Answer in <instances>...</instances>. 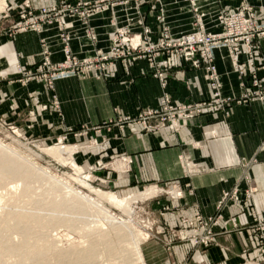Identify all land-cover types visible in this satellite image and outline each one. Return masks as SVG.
Returning a JSON list of instances; mask_svg holds the SVG:
<instances>
[{
  "label": "crops",
  "instance_id": "1",
  "mask_svg": "<svg viewBox=\"0 0 264 264\" xmlns=\"http://www.w3.org/2000/svg\"><path fill=\"white\" fill-rule=\"evenodd\" d=\"M59 1L11 0L10 6L14 12L16 7L23 9L25 4L38 9ZM78 1L70 0L72 3ZM114 1L116 3L111 9L94 14L88 23L78 17L65 16L43 25L38 32L28 30L9 35L0 29V73L16 80L17 65L30 68L43 63L44 47L50 51L49 59L53 63L63 61L65 42L62 35L68 37L75 55L86 57L99 49H110L112 37L120 28H127L138 36L143 34L145 27H149L154 40L164 27L175 37L199 30V24L208 32H219L222 30L219 14L244 3L256 9L258 22L264 26V0ZM254 47L253 53L245 52L241 56L242 66L247 72L244 77L236 70L227 47L214 50L224 96L232 99L242 97L243 81L251 83L250 69L255 68L257 76L264 78V36L257 37ZM57 90L62 102V115L54 111L50 114L44 112V118L50 125L43 128L45 132H62L65 127L83 125L93 127L117 117H134L141 109L158 108L164 92L171 96L174 104L206 101L212 96L206 72L195 70L178 58L172 60L164 89L148 61L138 59L116 62L103 78L85 76L58 81ZM41 91L43 99L51 96L43 82L26 86L5 83L0 86V100L7 95L20 97L22 109L25 105L23 98L28 93ZM102 132L109 141L105 154L115 153L132 159L128 172L113 175L119 177L120 186L152 184L173 191L181 189L177 191L181 197L167 196L165 202L171 205V210L157 225L162 240L170 238L180 242L174 245V249L181 264L189 262L191 246L188 237L194 230L191 225L186 228L182 220H196L197 213L204 219L213 216L223 193L234 186H238L240 198L229 202L223 219L214 227L215 242L202 255L197 253L194 257L199 264H230L248 257H264L258 224L254 219L256 212L264 221V149H261L264 142V100H246L232 104L226 112L195 117L183 122L179 131L167 127L151 134L145 133L139 125L110 124ZM185 158L195 164L196 170L181 166V160ZM246 191H249L250 198H246ZM166 227H180L177 230L185 238L172 237ZM147 241L153 245L155 235ZM145 248L149 264L164 263L150 253L149 245Z\"/></svg>",
  "mask_w": 264,
  "mask_h": 264
},
{
  "label": "rangeland",
  "instance_id": "2",
  "mask_svg": "<svg viewBox=\"0 0 264 264\" xmlns=\"http://www.w3.org/2000/svg\"><path fill=\"white\" fill-rule=\"evenodd\" d=\"M10 2L11 0H7L6 7L0 10V29L4 33L15 35L21 33V31L11 33V31L22 26V20L21 18H19L21 14L20 11L22 9L18 10V8L16 7L13 12L10 6ZM53 5L43 7L50 8ZM46 48L47 47H44L43 49V61H45L46 59L44 55ZM49 54L50 51L47 55L48 59ZM49 61L53 65L58 64L53 63L50 59ZM58 67L59 66H57V68ZM25 71L26 73L22 74V72L19 71V67H16V80H12L8 76L2 75L0 73V86L5 83H15L19 86H26L31 83L43 82L46 84V90L51 92V96L48 95V97H45V99H43V91L35 94L28 93L26 97L23 98L25 105L22 109L20 108V102L22 100L20 97L17 98L13 96V98L12 96L8 95L1 97L0 142L2 144V147L13 149L15 152V156H19L17 160L19 159L20 161L37 164L33 165L35 166V168L32 166L27 168L26 165L22 166L24 168L26 167L29 171L21 172L18 174V176H16V178H21L23 176L24 179L25 176H28V180H25L26 182L22 180L26 183V185L23 184L22 181H16L15 179H10L4 185L0 184V196L2 194H6L8 189L12 190L16 186L18 187V190L20 188L19 191L21 192H19L18 196H15V200H8V198H5L2 204L0 203V217L5 216V218L2 219L4 221V219L10 216L8 212L11 210L15 211L19 208L17 206L19 205L26 208L25 210H28L27 212H30L29 214H35V216L38 214L36 217H38L39 220H42V222L37 218L35 219L34 216V219L31 218V220L29 221L25 220L26 224L24 222L21 229H12L11 231L6 230L5 232L6 228L4 229V225L2 224L5 222L0 219V221H2L0 222V239H7V237L8 239L13 238L15 242H21V247L26 240L30 239L32 241L31 244H34V242L36 243L37 240H41L40 250L42 254L44 253L42 256L43 259L41 258L42 264H149L145 248L147 245H149L150 253L153 254L155 258L161 259L164 262L163 264H181V262L177 258V252L174 249V245H176L177 243L180 244V242L172 241L170 238L167 240H162V238H160L162 233L160 234L157 232V225L159 224L158 221H160L164 217V215L171 210V205L169 203H166L165 199L167 198V196L175 198H177L178 196L181 197V193L177 192L181 189L176 188L173 191L170 188L152 184H146L141 187H124L118 184L119 177L113 175L124 174L128 172V168L131 165L132 159L129 156H117L115 155V153H112L111 155L105 154V148L107 147L109 141L107 137L103 136L102 131L104 127H109L110 124H118L117 121H119V117H117L116 120L109 121L108 123H103L100 125H95L93 127H88L85 125L77 128L65 127L62 132L61 130L48 132H45L43 130V128L50 126L48 119L44 118V112H46V114H50L51 111H54L57 115H62V102L58 94V90L56 92V82L70 78H82L85 76L103 78L107 72L101 73V70L95 71L81 69L76 71L71 70L68 74H64L65 76H60L61 74H59V72H57L54 67L45 66L43 65V63L34 67L25 68ZM56 76L57 79H53V77ZM158 80L160 81L161 86L164 89L166 85L164 86L159 78ZM165 93L167 92H164L162 97ZM57 100L59 101V107H57L56 105ZM7 102H9V105L6 106ZM149 109L156 108L141 109L139 113L134 117H138L141 112L147 111ZM124 117L132 116H122L120 118ZM132 125H139L145 133L155 134L167 127L173 129L174 131H179L183 126V123L181 122L178 125L177 129H175L170 124V122H166L164 126L151 131L147 128H144L143 124L140 123H134ZM43 133H45V135H43ZM52 146L62 148L70 147L73 150V152L71 153V159H73V162L76 164V166H73V164L69 162L58 160L45 151L46 148ZM186 161L184 162L181 160V166H183L185 169L190 168L189 170L191 171L196 170V166L192 161L190 167L187 166ZM40 168H46L49 171V176L52 175L53 177H44V179H46H42V176L40 174L42 172ZM76 169L78 171H76ZM25 173L26 175H24ZM111 173L113 174L111 175ZM30 175L33 176L32 179L31 177H29ZM50 178L52 180L54 178L53 181H55V183H57V180H59V183L61 185L63 183L64 185L60 187L56 186V188L50 190L49 185L50 183H52ZM27 182L30 183L27 184ZM83 182H85L87 185L85 183L83 184ZM29 184L31 188L29 187ZM23 185H25L24 188L22 187ZM66 185L71 187L72 189L74 188L75 191L80 192L82 195H85V197L87 196L86 198L87 200L89 198V201L97 199L95 193L93 192V189H99L102 192L113 193L117 195L119 199H124L132 194L139 193L140 191L145 190L147 187L155 186L161 190L159 191V193H156L151 197L133 201L130 204V211H124L123 208H119V206L114 204L110 205V203H102L106 208H108L107 210L109 216L115 218V220L121 219L122 223H116V225L118 224L119 226L121 224H124L123 226H121L124 227L123 230L127 234L125 235L122 232H118V230H114L113 225L115 226V224L111 221L108 222L109 218H105L104 215L100 213V211L99 214L98 207H96L94 204H91V206L89 207V216L87 218H84L85 214L81 210L72 209V204L75 203V200H73L74 202L70 201V203L72 202L71 204L62 203L61 209L56 210L54 217H52L50 214L51 207L53 206V204H57V200H60L68 193L69 189ZM26 186L28 187L25 189ZM22 188L25 190L23 191ZM28 189L30 193L27 192ZM5 203L7 204L5 205ZM157 206L160 208L154 209ZM14 214L16 213L14 212ZM11 216H13V214H11ZM76 217L80 218L78 219ZM69 218L72 220H70ZM190 221H195V218L190 219ZM107 222L108 224L112 223L110 225L113 227V229H110L111 226H108ZM179 228L180 227H166L165 230L168 231V233H171V236L173 235L172 237L175 238V234L179 233ZM104 231L109 232V234L111 233L110 237L113 239L112 241H114V245H112V247H107L104 243H101V235H103ZM153 235H155L156 242L153 243V245H150V241L147 240L151 239ZM140 236L142 239H140ZM157 237L159 240L157 239ZM137 238H139L140 240L138 242L139 246H136V242H134ZM122 239L125 242L124 245H126L127 250L122 249L123 246L121 247V244L119 246L118 240ZM48 240L49 242L56 241V243H58V249L56 248L57 250L55 249L56 251L53 253L44 250L45 247L42 246L44 245V242H48ZM4 241L3 243L0 242V248L2 249L8 250L9 248L12 250L13 246H15H5ZM188 243L191 246V251L190 259L187 264H199L197 258L194 256L197 253H200L202 255L211 246L197 247L196 245L194 246L190 241H188ZM162 245L164 246V249L162 248ZM260 246H262L261 242ZM87 247H91L93 252L89 257L86 258L77 259L76 257H73L68 258L67 260L66 258L57 256V252L62 250L72 248L83 250ZM34 249L36 250L37 247H34ZM11 255L12 252L10 251L0 257L8 258ZM36 262L37 261H35L34 263ZM230 264H264V257L260 259L248 257Z\"/></svg>",
  "mask_w": 264,
  "mask_h": 264
},
{
  "label": "built area",
  "instance_id": "3",
  "mask_svg": "<svg viewBox=\"0 0 264 264\" xmlns=\"http://www.w3.org/2000/svg\"><path fill=\"white\" fill-rule=\"evenodd\" d=\"M116 2L114 0H80L74 4L70 0H60L59 3L50 8L43 7L34 9L30 4L20 11L22 26L11 31H40L43 25L54 20L62 19L65 16H74L88 23L90 18L99 12L111 9ZM218 20L222 30L219 32H208L199 24V30L184 34L180 37H174L167 27L162 29L159 37L154 40L153 32L149 27H145L143 34L133 35L127 28L118 29L112 37V46L108 50H97L90 57L79 58L71 50L69 39L63 35L65 58L58 64H52L48 59L49 50L46 48L44 53L45 61L43 65L54 67L60 76H65L71 70H101V73L107 72L116 62L127 63L129 60L146 59L154 72V76L159 78L163 85L167 83V73L172 67L173 58H178L187 66L195 70H204L206 72L209 85L212 90V96L206 101L174 104L168 93H165L161 99L160 107L141 112L138 117H124L117 121L121 125H132L134 123L143 124L148 130H156L162 127L166 122L177 129L182 122L193 120L206 113L217 111L226 112L234 103H242L246 100H264V78L257 76L255 68L250 69L252 74L251 83L244 80L242 83L243 95L240 99H232L224 96L220 75L217 70L214 50L225 46L228 49L230 57L234 61L236 70L242 77L247 72L243 68L241 56L243 53H253L255 50V40L259 36H264V26L258 22L256 9L249 3H244L238 8L223 11L219 14ZM254 67V63L250 62ZM57 66H59L57 68ZM19 71L26 73L25 68L17 65ZM82 67V68H80ZM53 79H57L53 77ZM59 107V101H56ZM181 121V122H180ZM264 149V142L261 146ZM187 158L183 161L185 162ZM190 167L192 162L186 161ZM246 198H250L249 191H246ZM239 188L234 186L225 191L221 199L217 202L216 213L204 219L200 213L196 215V222L188 219L183 220L184 226L193 227V234L188 240L197 247H209L215 242L213 232L220 221L223 219L224 210L231 200L240 198ZM254 219L258 224L261 243L264 251V221L255 212ZM175 238L183 239L181 234H175Z\"/></svg>",
  "mask_w": 264,
  "mask_h": 264
},
{
  "label": "bare ground",
  "instance_id": "4",
  "mask_svg": "<svg viewBox=\"0 0 264 264\" xmlns=\"http://www.w3.org/2000/svg\"><path fill=\"white\" fill-rule=\"evenodd\" d=\"M6 3H7V0H0V10L4 9L6 7ZM191 5V4H190ZM193 7V6H192ZM1 144V142H0ZM75 148V147H74ZM45 151L49 154H51L52 156H54L55 158H57L58 160H61L63 162H69L71 164H73V166H76V164L73 162V159H71V153L73 152V150L70 148V147H57V146H52V147H49V148H46ZM15 152L13 149L11 148H8V147H2V144L0 145V184L1 185H4L7 181H9L10 179H15L16 181H22V180H26L28 178V176L26 177L25 176V179L24 177L22 178H16V176H18L19 173L21 172H25V171H29L27 170L28 167H34L33 166L34 164L36 165L37 163H30V162H25V161H20L19 159L17 160V156H15ZM22 159V158H21ZM20 161V162H18ZM32 161V160H31ZM26 165L27 168L25 167H22ZM23 168V169H22ZM41 172V176H42V179H44V177H51L49 176V171L46 169V168H40ZM32 171V170H31ZM76 171H78L76 169ZM39 173V172H38ZM23 175V174H22ZM26 175V173L24 174ZM36 176V175H35ZM39 176V174H38ZM37 176V177H38ZM40 176V177H41ZM20 177V175H19ZM31 177V179L33 178V176H29ZM53 177V176H52ZM51 177V178H52ZM35 178V177H34ZM39 178V177H38ZM45 178V179H46ZM50 178L51 182L50 183V190L51 189H54L57 187H60L62 185H64L62 183V185L59 183L60 181L57 180V183H55L54 178L53 180ZM44 179V180H45ZM28 180V179H27ZM26 180V181H27ZM30 180V179H29ZM34 180V179H33ZM12 181V180H11ZM25 181V182H26ZM43 181V180H42ZM48 181V180H47ZM23 182V181H22ZM23 182V184L26 185V183ZM40 182V181H39ZM16 183V182H15ZM30 183V182H27V184ZM85 182H83L84 184ZM86 184V183H85ZM23 185L22 187L24 188ZM87 185V184H86ZM67 186V185H66ZM28 186L25 187V189L27 188ZM29 187H30V184H29ZM48 187V186H47ZM68 187V194L65 195L64 197H62L60 200H57V204H53V206L51 207V216L54 217L55 215V211L58 210V209H61V204L62 203H65V204H71L70 201H73L75 200V203L72 204V209H76V210H81L84 214H85V217L84 218H87L89 216V210H90V206L91 204H94L96 207H98V213L100 211V213H102L104 215L105 218H109L108 219V222L111 221L112 223L115 224V226L113 225L114 227V230H118V232H122L123 234L127 235L126 232L123 230L124 227H122L124 224H121L118 226V224L122 223L121 219L120 220H115V218L109 216V213H108V208H106L102 203H110L111 204H114V205H117L119 206V208H123L124 211H130V204L135 201V200H138V199H143V198H148V197H151L153 195H155L156 193H159V191L161 189L155 187V186H152V187H147L145 190L143 191H140L139 193H135V194H132L130 196H128L127 198H124V199H119L117 197V195L113 194V193H110V192H102L100 191L99 189L96 190V189H93V192L95 193L97 199L96 200H92V201H89V198L87 200V196L85 197V195H82L80 192L78 191H75L74 188L72 189L71 187L67 186ZM66 187V189H67ZM22 188V189H23ZM31 188V187H30ZM89 188V187H88ZM91 188V187H90ZM23 189V191L25 190ZM20 190V188H19ZM18 190V187H14L12 190L8 189L7 190V193L6 194H2L0 196V203L2 204L3 200L5 198H8V200H15V196H18L19 194V191ZM27 191V190H26ZM62 191V190H61ZM104 191V190H103ZM18 192V193H17ZM28 193L29 192V189L27 191ZM21 193V192H20ZM24 193V192H23ZM26 193V192H25ZM27 194V193H26ZM54 195V194H53ZM24 196V195H23ZM22 197V196H21ZM20 197V198H21ZM55 197V196H54ZM54 197H53V200H54ZM17 198V197H16ZM30 198V197H29ZM32 198V196H31ZM22 199V198H21ZM20 199V200H21ZM19 200V199H18ZM31 200V199H30ZM16 202V201H15ZM25 202V201H24ZM74 202V201H73ZM18 203V202H17ZM56 203V202H55ZM7 203H5L6 205ZM3 206V205H2ZM19 208L16 209L15 211L14 210H11L8 212V214L11 216V214H13V216H10L6 219H4V221L2 220L4 217H0V219L5 222V223H2L4 225V229H5V232L6 230H14V229H21L22 228V225L23 223L26 221H29L31 220V218L34 219V216L35 214H29L30 212H27L28 210H25L26 208H24L23 206H19L17 205ZM93 206V207H95ZM92 208V207H91ZM17 211V212H16ZM14 212L16 214H14ZM74 212V210H73ZM99 213V214H100ZM129 213V212H128ZM38 215V214H37ZM36 215V216H37ZM35 216V219L37 218L39 220L38 217ZM41 216V215H40ZM42 218V217H41ZM76 218H80V217H76ZM103 218V217H102ZM101 218V219H102ZM44 219V218H43ZM70 219V218H69ZM72 220V219H70ZM0 221V222H2ZM35 221V220H34ZM37 221V220H36ZM42 222V220H39ZM83 222V221H82ZM85 222V221H84ZM106 222V221H105ZM107 222V225L108 226H111L110 224L112 223H109L108 224ZM28 223V222H27ZM45 223V222H44ZM42 223V224H44ZM116 223H118L116 225ZM26 224V222H25ZM41 225V224H40ZM25 226V225H24ZM27 226V225H26ZM30 226V225H29ZM104 226V225H103ZM89 227V226H88ZM113 227L111 226L110 229H113ZM25 228V227H24ZM98 229V228H97ZM102 229V228H100ZM104 229V228H103ZM23 231V230H22ZM102 231V230H101ZM113 231V230H112ZM31 232V231H30ZM94 232V231H93ZM125 232V233H124ZM28 233V232H27ZM7 234V233H6ZM111 234V233H110ZM110 234L109 232H105L103 233V235H101V243H104L107 247H112L113 242L112 241L113 239L110 237ZM142 235V234H141ZM5 236V235H4ZM6 237V236H5ZM18 237V236H17ZM4 238V237H3ZM136 238V237H135ZM129 239V238H128ZM140 239L141 236H140ZM5 240V241H4ZM30 240V239H29ZM24 240L25 243L22 244V247L20 246L21 242H15L13 238H9L7 237V239H0V242L3 243L4 241V245L5 246H13V249H2L0 248V256L2 257L3 254L7 253V252H12V255L8 258H1L0 257V264H42V259H43V254L41 252V244H40V241H36V243L34 242V244H31L32 241L30 240ZM51 240V239H50ZM43 241V240H42ZM45 241V240H44ZM119 241V246L121 244V247L122 249H126V245L125 242L122 240H118ZM134 241V239H133ZM139 238L136 239V246L139 242ZM126 242H127V239H126ZM130 242V241H129ZM57 244L56 241H52V242H44V247L43 249L46 250V251H50L51 253L55 252L58 248H57ZM134 244V243H133ZM135 245V244H134ZM1 246V245H0ZM20 246V247H19ZM47 246V247H46ZM34 247H37V249L35 250ZM40 247V248H39ZM7 248V247H6ZM57 248V249H56ZM48 249V250H47ZM56 249V250H55ZM109 249V248H108ZM127 250V249H126ZM125 250V251H126ZM123 251V252H125ZM140 251V250H139ZM93 252L92 248L91 247H87V248H84L83 250H78V249H67V250H62V251H59L57 252V256L61 257V258H66L68 260V258H73V257H76L77 259L79 258H86V257H89L90 254ZM121 252V250H120ZM139 253V252H138ZM119 254V253H118ZM42 258V259H41ZM35 261H37L36 263H34ZM143 262V261H142ZM141 262V263H142Z\"/></svg>",
  "mask_w": 264,
  "mask_h": 264
}]
</instances>
